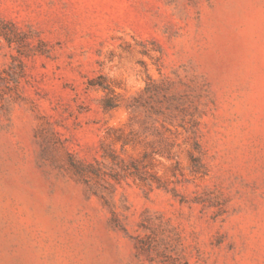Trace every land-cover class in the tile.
Wrapping results in <instances>:
<instances>
[{
	"label": "rangeland",
	"instance_id": "obj_1",
	"mask_svg": "<svg viewBox=\"0 0 264 264\" xmlns=\"http://www.w3.org/2000/svg\"><path fill=\"white\" fill-rule=\"evenodd\" d=\"M0 264H264V0H0Z\"/></svg>",
	"mask_w": 264,
	"mask_h": 264
}]
</instances>
